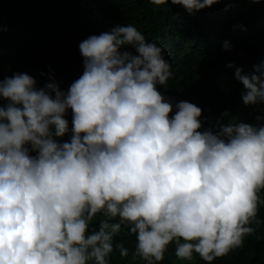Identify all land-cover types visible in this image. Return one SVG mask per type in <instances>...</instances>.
<instances>
[{"label":"clouds","instance_id":"9594fccd","mask_svg":"<svg viewBox=\"0 0 264 264\" xmlns=\"http://www.w3.org/2000/svg\"><path fill=\"white\" fill-rule=\"evenodd\" d=\"M216 2L171 0L190 15ZM79 50L83 74L66 91L23 72L0 80V264H109L114 247L128 254L114 245L122 227L144 264L173 242L177 258L208 264L241 246L261 223L264 123L201 131L202 109L188 101L170 116L157 85L171 64L134 25L90 35ZM254 69L235 67L245 105L264 104V60Z\"/></svg>","mask_w":264,"mask_h":264},{"label":"trees","instance_id":"16d2710c","mask_svg":"<svg viewBox=\"0 0 264 264\" xmlns=\"http://www.w3.org/2000/svg\"><path fill=\"white\" fill-rule=\"evenodd\" d=\"M127 24L162 46L171 64L173 75L165 85H157L173 104L170 116L177 102L188 101L202 109L201 131L235 122L264 123L257 119L264 118V104L245 105L243 85L234 76L235 67L252 73L264 60V0H217L194 15L171 0L163 5L150 0H0V80L23 72L35 78L37 88L53 83L66 91L83 74L79 43ZM225 41L228 50L223 48ZM122 50L136 54L131 46ZM6 103L0 97V106ZM65 118L71 129V109ZM70 136L71 131L57 139L70 141ZM260 195L264 200V190ZM100 219L98 214L93 224ZM257 219L261 223L253 222L255 232L212 264H264V204ZM115 243L123 244L128 254L122 257L114 247L109 264H144L134 254L135 235L126 228L114 237ZM175 247V242L169 244L159 264H208L197 253L191 261L177 258Z\"/></svg>","mask_w":264,"mask_h":264}]
</instances>
